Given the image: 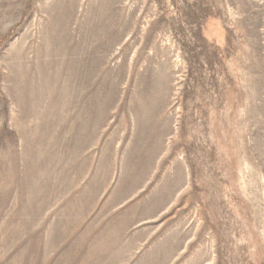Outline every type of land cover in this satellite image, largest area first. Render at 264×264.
I'll use <instances>...</instances> for the list:
<instances>
[{
    "label": "rangeland",
    "instance_id": "rangeland-1",
    "mask_svg": "<svg viewBox=\"0 0 264 264\" xmlns=\"http://www.w3.org/2000/svg\"><path fill=\"white\" fill-rule=\"evenodd\" d=\"M0 264H264V0H0Z\"/></svg>",
    "mask_w": 264,
    "mask_h": 264
}]
</instances>
